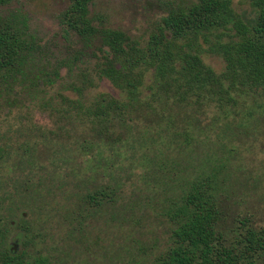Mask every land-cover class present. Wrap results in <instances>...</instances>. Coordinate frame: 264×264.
Returning a JSON list of instances; mask_svg holds the SVG:
<instances>
[{
	"label": "trees",
	"instance_id": "obj_1",
	"mask_svg": "<svg viewBox=\"0 0 264 264\" xmlns=\"http://www.w3.org/2000/svg\"><path fill=\"white\" fill-rule=\"evenodd\" d=\"M14 2L0 264H264V0H156L135 34L67 0L49 37Z\"/></svg>",
	"mask_w": 264,
	"mask_h": 264
},
{
	"label": "rangeland",
	"instance_id": "obj_2",
	"mask_svg": "<svg viewBox=\"0 0 264 264\" xmlns=\"http://www.w3.org/2000/svg\"><path fill=\"white\" fill-rule=\"evenodd\" d=\"M235 1L241 8L239 0ZM14 5L26 9L33 26L49 37L58 29L57 15L67 6V0H15ZM247 7L245 5L244 9ZM91 9L95 16L102 18L108 25L134 34L146 29L148 21L159 14L156 0H95ZM209 61L218 69L222 67V61L217 57ZM104 87L113 90L108 84H104ZM98 264H107V261ZM117 264L122 263L117 260Z\"/></svg>",
	"mask_w": 264,
	"mask_h": 264
}]
</instances>
